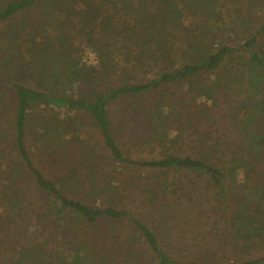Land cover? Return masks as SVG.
<instances>
[{
    "label": "trees",
    "instance_id": "obj_1",
    "mask_svg": "<svg viewBox=\"0 0 264 264\" xmlns=\"http://www.w3.org/2000/svg\"><path fill=\"white\" fill-rule=\"evenodd\" d=\"M137 1L18 0L0 9V20L18 15L28 20L40 47L36 60L15 68L21 73L20 81L0 75V87L13 93L14 101L0 102V264H63L64 256L69 258L66 264L105 262L98 245L103 246L108 238L105 230L111 235L116 221L128 212L115 206L114 183L102 185L97 179L93 165H98L104 154L126 167L204 175L215 191L218 209H232L223 216V235L236 254L247 257L228 264H264V44L257 40L264 33V21L234 46L225 40L230 36L220 39L217 33L227 13L217 9V0H159L153 7L156 14L147 17H142ZM242 1H247L249 12L264 7V0ZM33 13L44 15L36 27L29 20ZM121 16L133 17L135 24L124 22L117 27ZM50 20L51 25L55 23L51 33L43 27ZM241 22L248 29L247 20ZM74 23L86 41L84 49L76 46L67 32ZM213 25H217L215 31ZM184 40H188L186 44ZM176 41L186 47L180 55L173 52ZM86 49L95 52L98 65L86 62ZM236 54L242 55L244 64L232 70L228 59ZM145 67L153 75L147 81L138 80L137 71ZM216 70L220 75H214ZM98 72L104 85L101 90L95 88ZM206 73L213 75L211 80L200 79ZM29 80L33 86L26 84ZM171 84H182L187 93L184 98L204 106L230 96V125L245 130L243 135L233 140L222 132V138L215 140L216 134L205 124L206 110L200 117L185 119L196 135L190 142H195L198 158L172 152L167 142L176 138V148L184 134L171 127L180 122L182 109L174 103L175 93H168ZM157 90L154 104L136 107L142 122L129 128V133L136 139L132 145L142 141L138 142L144 146L141 150L159 151L160 157L129 159L113 133L109 105L120 97L142 99ZM87 118L99 133L104 152L77 134ZM166 118L168 136L164 132ZM28 135L36 137L30 148ZM49 140L55 151H47ZM228 142L232 148L225 153ZM32 150L41 156L45 172L33 163ZM214 157L222 160L223 170L212 162ZM231 183L238 187L236 192H232ZM128 220L136 232L132 243L144 242L156 264H200L197 259L181 262L172 258L147 223L132 215ZM105 222L102 235L95 238L92 231ZM61 239L69 248L58 242ZM60 245L66 247L64 255ZM253 253L258 255L250 257Z\"/></svg>",
    "mask_w": 264,
    "mask_h": 264
},
{
    "label": "rangeland",
    "instance_id": "obj_2",
    "mask_svg": "<svg viewBox=\"0 0 264 264\" xmlns=\"http://www.w3.org/2000/svg\"><path fill=\"white\" fill-rule=\"evenodd\" d=\"M15 1L18 0H0V9ZM158 3L159 0H139L136 2V6L142 8V17H147L149 13L152 15L156 14L153 7L157 6ZM216 4L217 9H226L227 13H229V18L226 13L224 15L225 22L218 24L219 30L217 33L220 39L230 36V40H225L231 45L238 46L241 44L243 42L241 39L248 38L251 33H255L264 21V7L261 9L255 8L249 12L247 1L243 2L240 0L232 3L230 0H217ZM40 18L43 19L44 15L33 13L29 20L36 27ZM241 20H247L248 29H244L246 24H242ZM159 21L161 23L162 19H159ZM230 21H233V23H230ZM124 22L129 23L131 26L135 24L133 17L130 16L119 17L115 24H117V27H120ZM28 23V20L19 15L14 16L10 20H0V75H3L6 80L20 81V78H22L21 73L15 68H19L21 64L22 66L23 64H29L37 59V52L40 48L38 45L39 41L37 37L35 38V33ZM53 24L55 25L54 22ZM53 24L51 25L50 20V23H44L43 27L51 33L54 30ZM194 25L196 24L192 26ZM75 26V23L71 25L67 29V32L74 44L84 49L86 48V41L77 32ZM216 26H212L214 31ZM156 36L160 35L157 34ZM257 40L261 45L264 44V33L258 35ZM184 41L186 44L188 40ZM173 45V52L177 55L182 54L186 48L182 44L180 46L179 41L174 42ZM84 58L86 59V57ZM242 58L241 54H236L234 57L228 59V64L232 70H238L243 67L244 62ZM88 64L90 63L88 62ZM137 72L138 80L143 81H147L153 75V72H149L147 67ZM214 75H220V70H216ZM101 77L102 74L100 72L95 74L96 90L104 89ZM212 77V74L206 73L200 79H205L206 81L211 80ZM239 82V80H235V84H239ZM26 84L33 86L34 82L29 80ZM158 91L160 90L136 100L120 97L109 105V118L112 122L113 133L116 140L122 146L124 154L129 159L139 160L140 158L150 159L160 157L159 151L141 150L144 146L139 145L138 142L142 141H138L135 145H132V141L135 142L136 139L131 137L129 133V128L140 126L142 122L137 118L136 113L139 112L136 110V107L140 108L146 107L150 103L154 104L155 99L159 97ZM172 92L177 97V102L174 103L180 104L182 109L180 122L170 126L179 134L181 132L184 134L179 139L180 142L176 148L173 147L176 138L167 142L166 145L171 148L172 152L183 157L198 158L193 148L195 142H190V138L196 135L192 129L188 128V123L185 122V119L189 118L193 120L195 116L200 117L206 110L209 111V116L207 115V120H205L207 122L205 124H207V127L213 134H216L215 140L222 138L220 134L222 132L233 140L240 138L245 132L240 127L230 125L229 115L231 114L230 107L232 104L230 96L226 95L222 99H217L211 102L210 105L204 106L199 101L194 102L191 98H184L187 93L182 84L169 85L168 93ZM167 98L164 97V99ZM171 98L174 99L173 97ZM8 100L14 102L13 93H10V91L5 92L0 87V102L6 103ZM168 100L167 104L173 105L171 99L168 98ZM6 108L7 106L5 110ZM47 113L51 116V109L47 108ZM78 116L83 117L82 114ZM153 121L155 123L156 120L153 119ZM85 122L86 124L83 125L82 131L77 133L80 134V139H90L89 141L95 144L94 147L97 151L104 152L99 133L94 130L92 124L89 125L90 121H88V118ZM166 124L167 121L164 122L166 127L164 132L168 136ZM35 140L36 137L34 135H28L27 146L30 148L35 144ZM226 145L225 153H229L232 144L228 142ZM46 146L48 147L47 151L53 150V147L51 148V140H49ZM228 148L230 149L228 150ZM31 156L33 163L42 169L41 156L34 150L31 151ZM102 156L101 158L103 159L98 161V165L93 166L97 170V179L102 185L112 183V186H116V193H114L115 206L128 212V216L132 215L147 223L155 233L160 247L172 258L181 262L197 259L200 264H228L247 258L240 253L236 254L235 248L231 244H228V238L223 235L226 228L223 216H228L232 209L230 206L226 207V209L224 208L223 211L218 209V205L214 202L213 197L215 191L208 185L204 175L196 171L162 173L161 171L151 170L146 167H126L124 164L113 160L108 154ZM212 162L219 166L220 169H224L221 159L214 157ZM85 165L88 167L89 163ZM229 186L232 192H236L238 189L235 183H231ZM68 196L77 199L81 198L79 195L76 196L70 193H68ZM230 202L231 199L227 203ZM128 216L116 221L111 235H109L108 229L105 230L104 237L108 236V238L103 240V246L98 245L101 247L98 254H101L105 260L102 264H156L153 253L144 242L138 240L136 241L137 243H132L131 239L136 232L132 223L128 220ZM106 226L107 223L105 222L97 230L92 231L95 238H99L102 235L100 232ZM89 241H93V238H89ZM58 242L69 248V245H66L62 239L58 240ZM65 248L64 246L60 247V253L63 255L65 254ZM257 255V253H253L250 257ZM67 260L69 258L64 256L62 263L66 264Z\"/></svg>",
    "mask_w": 264,
    "mask_h": 264
},
{
    "label": "clouds",
    "instance_id": "obj_3",
    "mask_svg": "<svg viewBox=\"0 0 264 264\" xmlns=\"http://www.w3.org/2000/svg\"><path fill=\"white\" fill-rule=\"evenodd\" d=\"M86 62H89L93 65H98L99 61L96 57V54L91 49H86Z\"/></svg>",
    "mask_w": 264,
    "mask_h": 264
}]
</instances>
